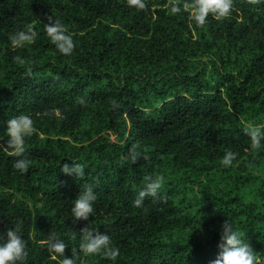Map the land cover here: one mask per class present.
<instances>
[{"label": "trees", "instance_id": "16d2710c", "mask_svg": "<svg viewBox=\"0 0 264 264\" xmlns=\"http://www.w3.org/2000/svg\"><path fill=\"white\" fill-rule=\"evenodd\" d=\"M145 2L0 0V233L19 225L25 264H60L50 233L64 256L76 249V264H210L227 219L264 264V139L252 149L245 131L264 125V0H233L229 17L210 13L203 26L187 10L169 15L186 0ZM49 17L72 35L70 55L46 35ZM29 26L35 41L13 47L10 35ZM19 114L36 129L23 173L4 148ZM133 147L135 163L124 159ZM226 149L237 153L227 168ZM72 161L83 177L61 171ZM157 174L161 194L135 207L144 177ZM85 184L94 211L74 219ZM86 226L111 237L115 259L79 250Z\"/></svg>", "mask_w": 264, "mask_h": 264}, {"label": "clouds", "instance_id": "9594fccd", "mask_svg": "<svg viewBox=\"0 0 264 264\" xmlns=\"http://www.w3.org/2000/svg\"><path fill=\"white\" fill-rule=\"evenodd\" d=\"M126 3L128 7L136 10H144L147 7L145 0H126ZM168 7L169 15H175L182 10H187L189 19L196 26H203L210 13L217 20L229 17L233 9V0H186L183 8L176 2H172ZM49 21V23L43 25L46 35L60 54L70 55L74 48L72 35L67 32L65 25L58 19L52 20L49 17ZM36 36L37 33L29 26L26 30H19L10 35V43L13 47L20 48L26 44L33 43ZM14 59L21 65L26 63L21 57H15ZM27 70L30 72L31 69ZM59 114L57 109L56 115ZM262 129H264V125L249 124L245 128L251 138L252 149L259 148L261 140L264 139V131ZM35 131L33 118L29 114L15 115L6 121L8 139L6 142L7 146H4V148L10 155L20 157L13 163V168L22 173L28 170L31 163L24 156L26 151L25 139L32 136ZM236 155L237 153L226 149L220 160L221 165L225 168L231 166ZM140 156L141 153L133 147L129 149L124 159L135 163ZM61 171L69 175L75 172L77 177H83L84 175L83 166L75 161H72L71 166L68 163H64ZM163 185V176L158 174L145 176L144 186L138 192L136 199L132 201L133 205L141 207L146 196L157 198L161 194ZM96 199L97 195L93 191V186L85 184L83 190L73 200L70 210L72 217L74 219L87 220L89 214L94 211L93 202ZM221 228L220 239L222 243L219 245L221 251L216 259L210 261V264H258V257L249 243L245 242L242 230L235 227L229 219L223 222ZM81 234L79 250L85 255L91 256L100 253L113 259L118 255L119 249L111 245V237L107 233L102 234L97 229L86 226L81 230ZM46 243L53 260H56L58 258L57 254H59L62 257L60 264H76V249L72 250L71 258L64 256L67 245L56 233H50ZM26 247V242L19 233L18 224L14 225L13 228H6L3 233H0V264H25L28 256Z\"/></svg>", "mask_w": 264, "mask_h": 264}]
</instances>
